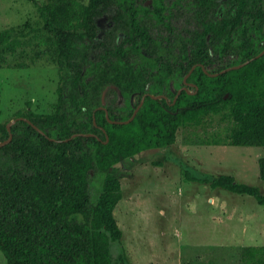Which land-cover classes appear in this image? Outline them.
<instances>
[{"label": "trees", "instance_id": "16d2710c", "mask_svg": "<svg viewBox=\"0 0 264 264\" xmlns=\"http://www.w3.org/2000/svg\"><path fill=\"white\" fill-rule=\"evenodd\" d=\"M31 1L38 21L0 29V68L56 64L57 100L52 112L17 111L16 117L29 118L41 131L18 118L12 139L0 146V251L6 264H133L124 248L115 259L111 251L123 236L114 215L123 190L111 167L174 144L181 126L200 125L216 113L227 119V129L205 143L264 146V53L241 67L208 73L264 48V0H221L219 17V0H192L197 28L190 36L171 26L168 36L153 33L175 18L172 9L180 10L184 0ZM108 10L113 27L95 43L100 49L91 57L88 41L98 34L97 16ZM194 64L187 88L176 97ZM177 78L180 85L173 89ZM106 88L128 101L134 93L140 96L122 115L103 102ZM144 94L129 122L110 121L128 118ZM7 122L0 124V141L9 135ZM258 163L264 181V155ZM91 170L100 175L95 199L89 192ZM185 175L252 195L264 205L259 187L234 174ZM243 260L264 264V245L246 247Z\"/></svg>", "mask_w": 264, "mask_h": 264}, {"label": "rangeland", "instance_id": "374dc122", "mask_svg": "<svg viewBox=\"0 0 264 264\" xmlns=\"http://www.w3.org/2000/svg\"><path fill=\"white\" fill-rule=\"evenodd\" d=\"M219 2L217 17L224 7ZM182 4L177 6L180 10L172 9L175 18L157 25L154 34L168 36L171 26L180 35H191L197 28L191 16L192 0ZM112 14L113 10H108L97 16L99 37L88 41L91 57L100 49L95 43L106 38L113 26ZM38 20L36 5L31 0H0V29ZM120 37L119 32L116 39L119 41ZM58 82L56 64L1 67L0 124L14 119L22 109L37 113L54 111ZM180 82L181 78L172 80V88L176 89ZM139 96L134 93L128 101L118 90L106 88L103 92L105 105H116L122 115L130 112ZM226 122L221 113H216L200 125L181 126L174 144L127 157L109 169L120 178L123 190V197L114 208L123 231L121 241L112 246L114 259L122 247L133 264H243L246 247L264 245L263 204L252 195L212 187L185 175V171L210 178L234 174L239 180L257 185L264 194L258 163L264 146L204 142L207 137L225 132ZM100 188V175L91 170L92 199ZM0 264H6L1 251Z\"/></svg>", "mask_w": 264, "mask_h": 264}, {"label": "water", "instance_id": "95a60500", "mask_svg": "<svg viewBox=\"0 0 264 264\" xmlns=\"http://www.w3.org/2000/svg\"><path fill=\"white\" fill-rule=\"evenodd\" d=\"M111 17H112V16H111ZM96 22H97V19H96ZM97 25H98V23H97ZM98 37H99V34H97L96 39H97ZM263 53H264V48H262V50H261L258 54H256L254 57H252V58H250V59H246V60H244L243 62H239V63H237V64H232V65L227 66V67H225V68H223V69H221V70H219V71L208 72V73L211 74V75H217L218 73H220V72H224V71H226V70H228V69L241 67L242 65L248 63L251 59H253V58H255V57H258V56H261ZM195 65H196V64H194V65L190 68V70L184 75V78H183L184 84H183L180 88H178V92H177V94H176V97H177V95L181 92L182 89H186V88H187L186 85H187L188 82H187L186 78L188 77V75L190 74V72L192 71V69L195 67ZM200 65H202L203 68H204V70H206L203 64H200ZM145 95H146V94L142 95L140 102L136 105V107H135V109L133 110L132 114H131L128 118H126V119H110V121H112V122H116V123H127V122H129V121L135 116L136 112L138 111V109H139L140 106L142 105V103H143V101H144V97H145ZM152 96L155 97V98H160V97H163V96H165V95H164V94H157V95L152 94ZM102 100H103V102H104V99H102ZM100 107H103V108L105 109V111H106V114L108 115V111H107L106 106L101 105ZM18 118H24L25 120H27L28 122H30L31 124H33L32 121H31L29 118H27V117H16V118H14V119L9 120V121L7 122V124H6V125H7V129H8V131H9V135H8V137H7L6 139L0 141V146L6 144L7 142H9V141L12 139L11 124L14 123ZM33 126H35L38 130L41 131V129H40L37 125L33 124ZM75 134H76V133H75Z\"/></svg>", "mask_w": 264, "mask_h": 264}, {"label": "flooded vegetation", "instance_id": "af4514ba", "mask_svg": "<svg viewBox=\"0 0 264 264\" xmlns=\"http://www.w3.org/2000/svg\"><path fill=\"white\" fill-rule=\"evenodd\" d=\"M114 24V23H113ZM113 27V26H112ZM261 42H264L263 40ZM166 96V95H165Z\"/></svg>", "mask_w": 264, "mask_h": 264}]
</instances>
